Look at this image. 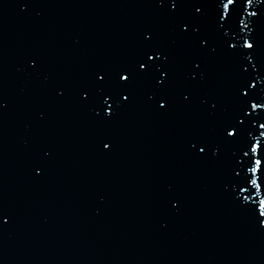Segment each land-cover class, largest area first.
I'll return each instance as SVG.
<instances>
[{"label":"water","instance_id":"95a60500","mask_svg":"<svg viewBox=\"0 0 264 264\" xmlns=\"http://www.w3.org/2000/svg\"><path fill=\"white\" fill-rule=\"evenodd\" d=\"M218 9L208 0L203 16L189 6L173 17L152 0H0V264H264V230L230 187L236 146L220 134L242 80L264 89V4L247 8L260 19L240 13L251 34H236L235 13L218 29ZM189 18L206 45L180 37ZM148 30L172 53L171 107L158 110L142 80L131 105L99 120L80 89L98 68L134 61ZM241 36L255 42L251 62L227 50ZM192 59L202 61L196 82ZM262 112L249 119L264 122ZM193 138L219 156L193 157ZM237 195L242 204L248 193Z\"/></svg>","mask_w":264,"mask_h":264},{"label":"snow or ice","instance_id":"6c2138e0","mask_svg":"<svg viewBox=\"0 0 264 264\" xmlns=\"http://www.w3.org/2000/svg\"><path fill=\"white\" fill-rule=\"evenodd\" d=\"M152 2L168 16L174 17L182 8L189 6L195 10V14L203 16V5L208 0H152ZM213 2L216 3V0H213ZM259 2L264 4V0H259ZM218 4L220 5V9L217 10L219 21H224V24L218 23V29H224L226 23L232 19V14L235 13L238 24L236 34L240 35L245 30L251 34L252 28L249 27V23L245 22V19L239 18L240 13L243 12L249 18H261L257 11H247V8L253 6V0H241L239 10H237V0H227L226 3L224 0H218ZM245 4L247 7H244ZM178 27L180 37L193 42L199 40L201 46L208 43L207 39L200 36L201 25L197 19L182 20ZM222 35L226 36L227 33L223 32ZM144 36L142 52L134 61L114 68H98L93 73L91 83L80 89L79 102L84 107L89 108L99 120H111L121 108L131 105L135 99L136 85L142 80L151 81L155 90L147 98L149 101H155L158 110H167L166 106L171 107V91L174 84L170 59L172 53L157 45V36L154 30H148L144 33ZM234 39L235 37L232 40L226 39L224 41L229 53L251 62L252 58L256 57L253 38L241 36L239 41L233 42ZM245 49L250 51L245 52ZM211 50L215 52L216 49L212 48ZM201 65L202 61L199 59H192L187 69L186 79L196 82L198 76L203 78L198 71L201 69ZM255 66L253 65V67ZM193 69L197 70L196 74H193ZM97 76L98 79H96ZM248 79H251V76L243 79L237 89V92L243 90V96L238 97L239 108L237 113L223 125L220 134L226 144L236 146L233 155L234 163L231 169L235 175L231 177L230 187L234 186L238 191H233L232 195L236 199V203L245 208L250 217L259 225V229L264 230V219H261L264 217V198L257 199V197H262V194H264V142L260 139L264 137V131H258L252 126V122L255 120L259 124V129H264V122H260L255 117L249 119L252 110H264V89L259 90V93H249V86L255 89L256 84L249 85ZM60 95H63V93L61 92ZM191 95V92L181 93L182 100L185 103L188 102ZM202 103L207 105L209 101L204 100ZM216 109L217 103H210V113H214ZM261 115L264 116V112ZM253 132L258 133V135H251ZM229 137L232 139L229 140ZM101 143L105 149L109 148L107 141H101ZM213 147L216 148V152L212 154L218 157L220 151L218 145H213L210 140L205 138H193L188 141L187 150L193 157L205 159L212 152ZM240 153H242V156ZM235 161L240 162L236 163ZM37 167H39V162ZM249 184L251 189L256 192L255 197L252 196V191L247 187ZM245 192L248 195H242L244 203L241 204V196L237 194Z\"/></svg>","mask_w":264,"mask_h":264}]
</instances>
